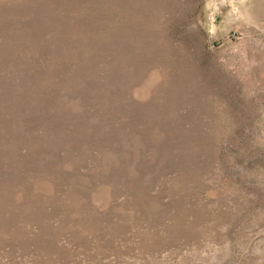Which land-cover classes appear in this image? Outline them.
I'll use <instances>...</instances> for the list:
<instances>
[{"label": "rangeland", "instance_id": "obj_1", "mask_svg": "<svg viewBox=\"0 0 264 264\" xmlns=\"http://www.w3.org/2000/svg\"><path fill=\"white\" fill-rule=\"evenodd\" d=\"M0 264H264V0H0Z\"/></svg>", "mask_w": 264, "mask_h": 264}]
</instances>
